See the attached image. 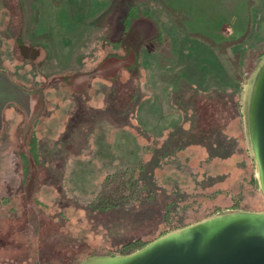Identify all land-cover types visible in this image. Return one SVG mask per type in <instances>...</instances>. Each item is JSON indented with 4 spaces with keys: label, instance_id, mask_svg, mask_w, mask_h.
Instances as JSON below:
<instances>
[{
    "label": "rangeland",
    "instance_id": "1",
    "mask_svg": "<svg viewBox=\"0 0 264 264\" xmlns=\"http://www.w3.org/2000/svg\"><path fill=\"white\" fill-rule=\"evenodd\" d=\"M169 13V0H0V70L12 87L0 86V95L16 94L13 109L0 111V264L125 255L128 241L150 243L178 219L210 217L219 197L218 189L204 187L215 183L209 174L223 173L222 190L242 175L259 186L249 108L264 56L191 46L179 60L184 81L175 64L169 90V50H143L156 42L155 25L162 31L175 25ZM217 122L234 139V156L207 161L204 147L182 143L169 154V131ZM150 166L142 175L139 168ZM146 177L156 193L143 187ZM106 180L125 187L110 206L102 200ZM253 197L248 192L247 203L255 205ZM235 211L252 210L215 215Z\"/></svg>",
    "mask_w": 264,
    "mask_h": 264
},
{
    "label": "water",
    "instance_id": "2",
    "mask_svg": "<svg viewBox=\"0 0 264 264\" xmlns=\"http://www.w3.org/2000/svg\"><path fill=\"white\" fill-rule=\"evenodd\" d=\"M249 119L264 199V58L250 87ZM83 264H264V210L216 214L170 231L133 253Z\"/></svg>",
    "mask_w": 264,
    "mask_h": 264
},
{
    "label": "crops",
    "instance_id": "3",
    "mask_svg": "<svg viewBox=\"0 0 264 264\" xmlns=\"http://www.w3.org/2000/svg\"><path fill=\"white\" fill-rule=\"evenodd\" d=\"M169 12V23L173 21L175 25L169 26V30L165 29V31H162V27L159 29L155 25L150 39L155 38L156 42L148 41L143 44V50L150 53L154 52L153 45L163 46L169 50V64L165 67L169 70V90L174 77L170 71L175 68V64L181 65L177 74L181 77V82L184 79L186 74L184 69H187L182 65L183 61L179 60L184 59L183 54L191 46L195 45L203 49L206 44L220 47L218 52L226 55L234 48L244 49V54L252 56L264 53V0H169ZM177 12L181 13L180 22L175 19L178 18ZM141 38L138 40L140 43ZM197 39L203 43H197ZM227 39L231 40L223 41ZM148 43L151 44L148 45ZM0 86L12 91L9 79L1 70ZM14 95L16 96V94L0 95V111L2 108V111L13 109L10 103L15 98ZM170 101L169 95V105Z\"/></svg>",
    "mask_w": 264,
    "mask_h": 264
},
{
    "label": "trees",
    "instance_id": "4",
    "mask_svg": "<svg viewBox=\"0 0 264 264\" xmlns=\"http://www.w3.org/2000/svg\"><path fill=\"white\" fill-rule=\"evenodd\" d=\"M129 19V18H127ZM126 25L127 27L130 25L129 21H126ZM127 30V29H126ZM262 56H264V53L259 54L258 55V59H260ZM191 91L192 90H196L195 87L193 85L189 86ZM190 91V93H191ZM213 94L215 95H219L221 94V90L215 89L213 91H211ZM193 124V123H190ZM190 124H188V128L185 127H181L182 129H179V131H174L171 130L169 131V154H173L178 152L179 150L183 149V146L180 144L182 143L183 145H191V144H197L200 147H204V150L206 152V157H207V161L213 157H217L220 159H225V158H231L232 156H234V153L236 152V144L234 139H232L226 132H224L221 128L220 125H218L217 123L208 125L207 127L201 128L198 131H195V127L190 128ZM194 125V124H193ZM241 137V136H240ZM239 135H238V140L236 143L239 142L240 139ZM174 144H180V146H174ZM230 146V148L228 149V145ZM163 150V146L161 147ZM235 148V149H234ZM151 169L150 167H145L144 169H142L141 167L139 168L140 172H142V175L149 176V170ZM231 176L232 173L230 172ZM208 175V173L204 172L203 173V177L201 178L202 180L204 179V176ZM218 175V174H217ZM210 176V183L215 182L213 185L208 186L206 183H204V187L205 189L208 188H215L218 189L216 191L215 194L213 195H218L216 198L217 201L215 203V207L209 208L211 212V214H209L208 216L211 215H215V213L217 212H221L224 210H236V209H248V210H252V211H256V210H262V205H263V200H261V193H260V188L257 184L256 181H254L253 183L248 184L246 178L242 175L241 179L239 181H236L237 178L235 177L233 180V183H230L229 187H225L226 189L222 190L223 188L221 186L222 183L218 182L220 180L223 179V173L219 174L218 177H216L215 179L212 178V174H209ZM131 177L130 181H132L134 179V177L131 175L129 176ZM232 180V179H231ZM196 181V180H195ZM206 181V179H205ZM208 181V180H207ZM140 182L142 183L143 187H147L149 189V191L156 193L157 190L156 188H154V182L153 179H148L147 177L141 178ZM198 184L195 186L197 189H199L201 181H196ZM217 182V183H216ZM129 185H131V183H129ZM133 185V184H132ZM252 189V191H251ZM125 190L124 185L120 184L119 187L118 185L114 184L111 180H106L104 182V184L102 185V194H103V198L102 200L104 202L107 203V205H113L116 202H118V199L120 198V196L122 197V195L125 194V192H123ZM177 195H179V200L178 203L172 201V203L169 205V213L167 212L168 209L165 208V212L163 214V220L167 219L171 214V207L174 206L176 203L177 204H183V193L176 191ZM252 193L254 195L253 198L257 199V201H254L255 205H251L249 203H247L248 201L246 200V195L247 193ZM221 196V197H220ZM250 197V196H249ZM181 201V202H180ZM190 205V204H188ZM188 205H183L184 208H187ZM207 217V216H205ZM181 222V223H177V222ZM196 221V220H194ZM177 224H175V226L170 229V230H175V229H179L183 226H186L190 223H185L183 221H181V219L177 220ZM169 230H167L166 232H168ZM164 234V233H162ZM161 234V235H162ZM160 235V236H161ZM158 238V237H157ZM156 239V238H155ZM153 241V240H152ZM148 242H144V241H140L137 238L132 240V241H128L127 244L124 245L123 248V253L122 254H129L141 247H143L144 245H146Z\"/></svg>",
    "mask_w": 264,
    "mask_h": 264
},
{
    "label": "bare ground",
    "instance_id": "5",
    "mask_svg": "<svg viewBox=\"0 0 264 264\" xmlns=\"http://www.w3.org/2000/svg\"><path fill=\"white\" fill-rule=\"evenodd\" d=\"M247 121V120H246ZM247 125V124H246Z\"/></svg>",
    "mask_w": 264,
    "mask_h": 264
}]
</instances>
